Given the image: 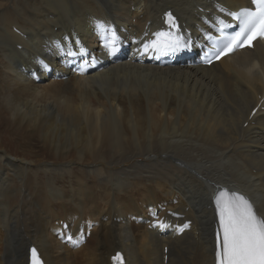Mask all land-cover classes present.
Returning a JSON list of instances; mask_svg holds the SVG:
<instances>
[{"label":"bare ground","instance_id":"6f19581e","mask_svg":"<svg viewBox=\"0 0 264 264\" xmlns=\"http://www.w3.org/2000/svg\"><path fill=\"white\" fill-rule=\"evenodd\" d=\"M0 1V264L30 247L45 264H215L217 196L264 216V44L192 68L145 49L167 10L194 37L248 0Z\"/></svg>","mask_w":264,"mask_h":264},{"label":"snow or ice","instance_id":"6c2138e0","mask_svg":"<svg viewBox=\"0 0 264 264\" xmlns=\"http://www.w3.org/2000/svg\"><path fill=\"white\" fill-rule=\"evenodd\" d=\"M251 4L255 5V10L245 7L239 13H229L239 22L240 31L231 38V43L227 46L228 51H232L233 47L237 46V41L242 36H246V42L251 45L258 35H264V0H251ZM166 16L165 22L170 27H175V20L171 13ZM220 23L223 27H228L223 21ZM105 27L103 24H98V28ZM154 35L158 39L146 44V50L151 47L163 53L179 49V41L170 39L171 32H157ZM113 36L115 37L114 32ZM239 46H242V43ZM84 51L81 48V52ZM216 212L219 217V228L214 249L215 264H264V216L258 214L250 200L235 191L230 195L222 192L216 198ZM188 227V224L183 225L184 229ZM31 251L32 264H41L37 250L33 248ZM113 260L121 261L122 264L119 253L113 257Z\"/></svg>","mask_w":264,"mask_h":264},{"label":"rangeland","instance_id":"374dc122","mask_svg":"<svg viewBox=\"0 0 264 264\" xmlns=\"http://www.w3.org/2000/svg\"><path fill=\"white\" fill-rule=\"evenodd\" d=\"M20 3H23L22 4V6H20V8L19 7H17V8H19L21 11H22V9L24 10V9H26L27 7L26 6H24V5H26V3H27V1L29 2L30 0H18ZM23 1V2H22ZM12 2V0L9 2V3H11ZM0 3H1V1H0ZM24 7V8H23ZM11 11V10H10ZM10 49V51L12 50V53L11 54H14V52L15 51H13V50H15V48L14 47H12V48H9ZM8 49V50H9ZM11 54H9V55H11ZM30 100H33L35 103H36V105H38L39 107H41V106H43V104H44V100H43V98L42 97H35V96H33Z\"/></svg>","mask_w":264,"mask_h":264}]
</instances>
